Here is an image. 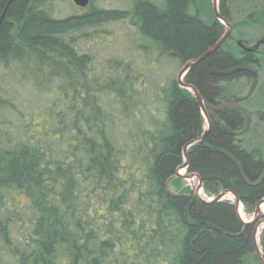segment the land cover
<instances>
[{
  "label": "trees",
  "instance_id": "1",
  "mask_svg": "<svg viewBox=\"0 0 264 264\" xmlns=\"http://www.w3.org/2000/svg\"><path fill=\"white\" fill-rule=\"evenodd\" d=\"M54 2L0 0V264H243L253 226L236 207L199 201L179 178L176 194L166 186L203 134L198 98L176 74L225 34L212 0L109 10L73 0L87 10L68 16ZM218 9L233 32L184 79L206 106L238 102L224 82L253 88L264 72V0ZM111 24L127 29L111 37L127 47L97 63L93 42ZM209 118L188 171L252 210L264 198V147L235 135L248 123L241 109Z\"/></svg>",
  "mask_w": 264,
  "mask_h": 264
},
{
  "label": "rangeland",
  "instance_id": "2",
  "mask_svg": "<svg viewBox=\"0 0 264 264\" xmlns=\"http://www.w3.org/2000/svg\"><path fill=\"white\" fill-rule=\"evenodd\" d=\"M96 6H99L103 9H113V8H122L125 9L129 6V0H93ZM158 1V0H156ZM214 3V0H212ZM218 6L220 0H217ZM53 7L56 11L62 16H68L69 14H82L84 10H87L85 7L81 8L80 6L74 4L73 0H55ZM225 26V32L227 31V25L220 20ZM122 25L111 24L107 27L108 33H103L98 39H95L93 42V46L100 50V56L98 57L97 63L105 60V57L110 55L111 47L114 46V50L116 52H120L121 48L127 47V43L123 41V43H119V40L114 41L111 37H116L119 39L125 37L127 29ZM233 32V31H232ZM241 40L236 39V45H239ZM112 43V44H111ZM249 46H255V43H248ZM111 46V47H110ZM240 46V45H239ZM241 47V46H240ZM242 48V47H241ZM243 49V48H242ZM259 49V47H258ZM183 68V67H182ZM177 71V75H179L181 69ZM189 72V71H188ZM182 77V82H184L185 76ZM178 77V76H177ZM185 83V82H184ZM224 85L227 86L232 94L236 95L242 101V105L248 110L250 114V122H248L247 126L243 129L245 130L240 137L247 143V145H259L264 147V72H259L258 83L255 87L249 86L245 79L236 80L233 82H224ZM180 86L192 93L194 91L191 88H186L182 84ZM195 94V93H194ZM245 98V99H244ZM202 110V108H201ZM202 116L204 118V130L208 128V117L209 113L208 110H202ZM263 116V117H262ZM210 120V118H209ZM243 130L237 131L241 132ZM188 155V154H187ZM189 158V157H188ZM183 163L177 168L176 172H179L181 175L178 176L182 182V186L186 187L190 190V194L196 199H204V200H212L219 196L221 193L225 191H218L215 194H208L203 186L201 177L194 173L189 172L185 167L181 168L182 165L187 161L185 155L183 154ZM188 166H189V159H188ZM194 174V175H190ZM196 174V175H195ZM189 176V177H187ZM176 178V179H177ZM174 179V180H176ZM172 180V181H174ZM172 183V182H171ZM170 183L169 188L171 191H178L177 188L172 186ZM264 198L256 203V205L252 208V210H246L244 204L240 203V207L236 208L238 216L241 222L245 225H252L253 226V244H254V251L250 252L244 259L243 264H262L257 250L260 251L261 254L264 255ZM222 201L229 202L235 206V197L232 193H227L222 197ZM236 207V206H235ZM256 229V234L255 233ZM255 241V243H254Z\"/></svg>",
  "mask_w": 264,
  "mask_h": 264
},
{
  "label": "water",
  "instance_id": "3",
  "mask_svg": "<svg viewBox=\"0 0 264 264\" xmlns=\"http://www.w3.org/2000/svg\"><path fill=\"white\" fill-rule=\"evenodd\" d=\"M11 1V0H10ZM10 3V2H9ZM9 3L7 4V6L5 7V10H4V12L2 13V16H1V18H0V21L3 19V17H4V15H5V11H6V9H7V7H8V5H9ZM214 10H215V13H216V15H217V17H218V19L219 20H223V22L227 25V31L225 32V34H224V36L222 37V39L216 44V45H214L212 48H210L207 52H205L202 56H200L199 58H197V59H194V60H191V61H189V62H187L184 66H183V68L181 69V71H180V73H179V75H178V82L180 83V84H182L184 87H186V88H191L193 91H194V93L196 94V96H197V98H198V101H199V103H200V106H201V108H202V110L203 111H206V107H205V105H204V102H203V100H202V98H201V95L199 94V92H198V90L194 87V86H192V85H186L184 82H182V77H184V75H185V73L186 72H188L195 64H197L198 62H200V61H202L204 58H206L207 56H209L210 54H212L214 51H216L219 47H221L226 41H227V39L230 37V35L232 34V31H233V27H232V25L228 22V20H226L225 18H223L220 14H219V6H218V3H217V0H214ZM261 43H263V41L262 42H260V43H258L255 47H258V45H260ZM239 45L243 48V49H246V50H253V48H250V47H247V46H245V45H243L241 42H239ZM240 69V68H239ZM247 70H250V71H252V69H250V68H246ZM236 69H233V70H229V71H226V72H222V73H220V75H228V74H230V73H232V72H234ZM238 70V69H237ZM245 99V98H244ZM241 99L238 101V102H226V103H221V104H218V105H215V106H210V108L211 109H213V110H223V109H226V108H230V107H232V108H238V109H241L242 111H244V113L249 117V113H248V111H247V109L242 105V103H241ZM208 128H207V130H204V132H203V134L199 137V138H197V139H195V140H191V141H189L186 145H185V147H184V149H183V154L185 155V157H186V162L182 165V167L181 168H183V167H185L186 169H187V171H188V150L190 149V147H192V146H194V145H196L197 143H200V142H202L204 139H205V137L208 135V133H209V130H210V128H211V122H210V120H209V117H208ZM244 131L245 130H243V131H241V132H238V134L239 135H241V134H243L244 133ZM181 174L179 173V172H176V174L172 177V178H170L168 181H167V183H166V186H167V189L170 191V192H172V193H174V194H176V192H173V191H171L170 190V188H169V185H170V183H171V181L172 180H174V179H176L178 176H180ZM190 175H194V174H190ZM196 175V174H195ZM187 177H189V176H187ZM232 193L233 195H234V197H235V199H236V202H235V206H236V208L238 209V207H239V205H240V200H239V198H238V196L234 193V192H232V191H230V190H226L225 192H223V193H221L219 196H217L215 199H212V200H209V201H207V200H204V199H199V201H201V202H203V203H205V204H209V203H216V202H222V197L225 195V194H227V193ZM264 201V200H263ZM254 234H256V229H255V233ZM254 243H255V241H254ZM256 244V243H255ZM257 250V254H258V256H259V258H260V260H261V262H262V264H264V255L263 254H261L260 253V251L258 250V249H256Z\"/></svg>",
  "mask_w": 264,
  "mask_h": 264
},
{
  "label": "flooded vegetation",
  "instance_id": "4",
  "mask_svg": "<svg viewBox=\"0 0 264 264\" xmlns=\"http://www.w3.org/2000/svg\"><path fill=\"white\" fill-rule=\"evenodd\" d=\"M243 103L245 102V100L244 101H242ZM205 105V104H204ZM210 106H215V105H210ZM210 106H206L205 105V107H206V109L208 110V113H209V115H213V116H217V112L218 111H220V110H213V109H211L210 108ZM236 109H238V108H236ZM248 111V110H247ZM244 112V111H243ZM249 113V112H248ZM247 116V115H246ZM249 116H250V114H249ZM247 120H248V122H250V118L247 116ZM211 122V121H210ZM248 124V123H247Z\"/></svg>",
  "mask_w": 264,
  "mask_h": 264
},
{
  "label": "bare ground",
  "instance_id": "5",
  "mask_svg": "<svg viewBox=\"0 0 264 264\" xmlns=\"http://www.w3.org/2000/svg\"><path fill=\"white\" fill-rule=\"evenodd\" d=\"M179 84H180V83H179ZM249 118H250V116H249ZM235 135H236V136H240V135L238 134V132H236ZM235 201H236V199H235ZM239 207H240V205H239Z\"/></svg>",
  "mask_w": 264,
  "mask_h": 264
}]
</instances>
